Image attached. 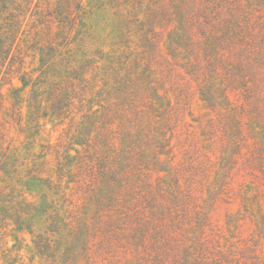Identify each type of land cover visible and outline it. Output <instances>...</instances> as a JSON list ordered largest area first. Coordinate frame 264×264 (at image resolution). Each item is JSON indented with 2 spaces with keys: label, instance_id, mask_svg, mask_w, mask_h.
<instances>
[{
  "label": "rangeland",
  "instance_id": "374dc122",
  "mask_svg": "<svg viewBox=\"0 0 264 264\" xmlns=\"http://www.w3.org/2000/svg\"><path fill=\"white\" fill-rule=\"evenodd\" d=\"M0 264H264V0H0Z\"/></svg>",
  "mask_w": 264,
  "mask_h": 264
},
{
  "label": "trees",
  "instance_id": "16d2710c",
  "mask_svg": "<svg viewBox=\"0 0 264 264\" xmlns=\"http://www.w3.org/2000/svg\"><path fill=\"white\" fill-rule=\"evenodd\" d=\"M261 0H179L188 7L195 9H208L212 11H236L240 9H252L258 6Z\"/></svg>",
  "mask_w": 264,
  "mask_h": 264
}]
</instances>
